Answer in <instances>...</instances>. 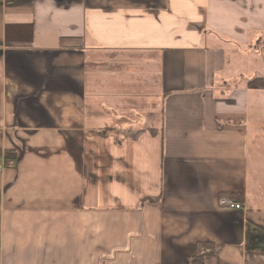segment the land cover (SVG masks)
I'll use <instances>...</instances> for the list:
<instances>
[{
	"label": "crops",
	"instance_id": "1",
	"mask_svg": "<svg viewBox=\"0 0 264 264\" xmlns=\"http://www.w3.org/2000/svg\"><path fill=\"white\" fill-rule=\"evenodd\" d=\"M6 152L0 264H264V0H0Z\"/></svg>",
	"mask_w": 264,
	"mask_h": 264
},
{
	"label": "built area",
	"instance_id": "2",
	"mask_svg": "<svg viewBox=\"0 0 264 264\" xmlns=\"http://www.w3.org/2000/svg\"><path fill=\"white\" fill-rule=\"evenodd\" d=\"M14 165V158H7L5 154H0V171L12 168ZM218 207L224 210L239 211L242 209V204L222 198L218 200Z\"/></svg>",
	"mask_w": 264,
	"mask_h": 264
},
{
	"label": "trees",
	"instance_id": "3",
	"mask_svg": "<svg viewBox=\"0 0 264 264\" xmlns=\"http://www.w3.org/2000/svg\"><path fill=\"white\" fill-rule=\"evenodd\" d=\"M6 157L7 158H14V154L12 152H6L5 153ZM223 196L221 198H219L218 200L222 199ZM200 247L198 248V252L200 253V256L201 257H204V256H208V255H211L214 253V251L210 248H208V244H200L199 245ZM204 249L207 251H204Z\"/></svg>",
	"mask_w": 264,
	"mask_h": 264
}]
</instances>
